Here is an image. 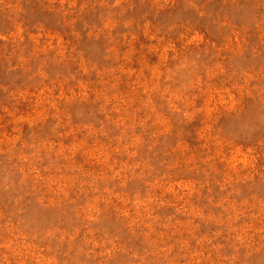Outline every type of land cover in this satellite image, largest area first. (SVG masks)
<instances>
[{
    "label": "rangeland",
    "instance_id": "1",
    "mask_svg": "<svg viewBox=\"0 0 264 264\" xmlns=\"http://www.w3.org/2000/svg\"><path fill=\"white\" fill-rule=\"evenodd\" d=\"M0 264H264V0H0Z\"/></svg>",
    "mask_w": 264,
    "mask_h": 264
}]
</instances>
